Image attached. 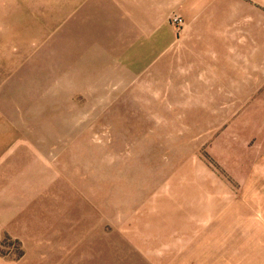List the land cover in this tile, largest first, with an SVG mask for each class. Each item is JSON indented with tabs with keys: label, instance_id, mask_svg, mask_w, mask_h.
Returning <instances> with one entry per match:
<instances>
[{
	"label": "rangeland",
	"instance_id": "374dc122",
	"mask_svg": "<svg viewBox=\"0 0 264 264\" xmlns=\"http://www.w3.org/2000/svg\"><path fill=\"white\" fill-rule=\"evenodd\" d=\"M85 1L0 0V264H184L156 187L215 162L184 122L183 27L135 45L134 30L89 28ZM253 177L239 210L253 197L264 212Z\"/></svg>",
	"mask_w": 264,
	"mask_h": 264
},
{
	"label": "crops",
	"instance_id": "0c3cea01",
	"mask_svg": "<svg viewBox=\"0 0 264 264\" xmlns=\"http://www.w3.org/2000/svg\"><path fill=\"white\" fill-rule=\"evenodd\" d=\"M85 5L89 28L134 30L135 45L154 44L161 30L163 44L173 45L167 19L175 14L183 20L181 43L189 52L183 88L192 94L184 122L198 126L196 134L210 141L207 151L215 164L186 163L160 178L164 184L156 187L155 199L165 195L173 217L165 228L181 237L166 251L182 253L184 264H237L238 254L247 264H264V212L253 213V197H246L250 213L238 205V189L263 188L253 174L264 171V0H86ZM257 203L263 208L264 202ZM247 220L250 226L243 225Z\"/></svg>",
	"mask_w": 264,
	"mask_h": 264
},
{
	"label": "built area",
	"instance_id": "2783aa9c",
	"mask_svg": "<svg viewBox=\"0 0 264 264\" xmlns=\"http://www.w3.org/2000/svg\"><path fill=\"white\" fill-rule=\"evenodd\" d=\"M169 22L172 24V26L178 30L183 27V20L180 16H177L175 14H172L169 16Z\"/></svg>",
	"mask_w": 264,
	"mask_h": 264
}]
</instances>
